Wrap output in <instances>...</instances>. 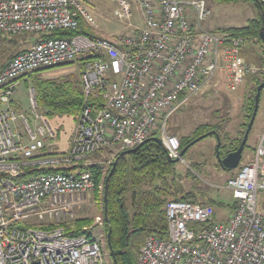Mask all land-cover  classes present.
Instances as JSON below:
<instances>
[{
	"label": "built area",
	"instance_id": "2783aa9c",
	"mask_svg": "<svg viewBox=\"0 0 264 264\" xmlns=\"http://www.w3.org/2000/svg\"><path fill=\"white\" fill-rule=\"evenodd\" d=\"M111 1L118 20L129 23L130 2ZM134 2L140 28L128 24L129 32L111 40L75 35L34 42L0 71V264H105L98 241L68 236L62 225L96 189L86 170L96 165L91 158L106 150L116 155L155 136L170 160L180 159L179 141L166 130L169 117L220 69L231 87L256 72L241 57L244 38L203 27L211 15L205 0ZM84 3L0 0V35L74 30L80 18L92 26ZM81 57H91L79 75L82 110L66 150L55 152L57 135L36 113L34 89H28L33 122L17 114L12 96L26 74ZM25 168L53 171L23 178ZM224 188L232 197L224 223L215 220L211 205L167 202V238L148 236L136 264H264V220L257 204L264 190V137Z\"/></svg>",
	"mask_w": 264,
	"mask_h": 264
},
{
	"label": "rangeland",
	"instance_id": "374dc122",
	"mask_svg": "<svg viewBox=\"0 0 264 264\" xmlns=\"http://www.w3.org/2000/svg\"><path fill=\"white\" fill-rule=\"evenodd\" d=\"M128 1L132 6L133 14L130 22L136 25L140 20L137 13L139 11L134 0ZM205 1L211 9V16L206 20L203 27L216 33L229 28L245 26L249 20L258 16V11L252 2L215 3L212 0ZM84 6L93 19V25L88 26L96 35H99L98 37L111 40L129 32L128 24L130 22L118 20L116 16L117 5L111 0H86ZM37 35H0V66H5L19 50L21 51L33 44ZM241 53L244 57H247L246 63L254 67L256 72H250L244 76L241 83L231 87L228 83L226 70L220 69L211 81L169 117L166 126L168 133L174 135L177 139L180 137H193L199 126L217 124L222 131L221 134L226 135L227 138L237 139L240 136L249 116V99L253 96L254 90L253 79H264V50L260 44L256 40H249L241 49ZM80 71L81 66L77 61H74L71 64L40 72L38 77L57 78L70 74L80 75ZM29 82L27 76L19 79L15 93L12 96L11 106L17 114L24 115L30 122H33L36 111L41 119L48 121V124L57 135L55 152L66 150L75 120L67 116L46 118L38 109L34 111L29 102L28 89L32 88ZM262 137H264V88L261 90L257 113L240 164L246 161V154L251 149H255ZM216 146L215 136L209 135L202 138L187 149L181 158L175 162L174 166L179 175L182 188L186 192H192L196 200L205 202L207 199H212L224 203V207L214 208L215 220L224 223L231 212L230 205L232 204L231 192L224 187L227 180L235 174L237 169L233 171L221 169L216 156ZM114 157L112 151L106 150L93 156L91 162L96 164L94 166H99L105 171L113 162ZM96 190L98 195H95ZM101 191V186H98L92 193L84 195L78 205L73 208L71 218L67 219L62 225L64 226L74 219L88 218L92 220L89 224L84 225L82 229H88L92 238L100 244L104 253L105 264H112L106 240L107 233L105 232ZM262 195V193L258 195L257 204L259 210L263 213L264 196Z\"/></svg>",
	"mask_w": 264,
	"mask_h": 264
},
{
	"label": "trees",
	"instance_id": "16d2710c",
	"mask_svg": "<svg viewBox=\"0 0 264 264\" xmlns=\"http://www.w3.org/2000/svg\"><path fill=\"white\" fill-rule=\"evenodd\" d=\"M212 1L215 3L252 2L258 11V16L249 20L245 26L229 28L223 30L222 33L234 37H242L246 42L256 40L264 50V44L259 34L264 18V3L260 0ZM75 35H86L90 38L97 36L80 18L76 29L55 30L48 34H38L35 37V42ZM90 59L91 57H81L77 59V62L82 68L83 63ZM3 68L4 65L0 66V71ZM47 69L33 71L25 75L29 77V83L34 89L37 109L46 118L67 116L75 120L82 110L83 103L79 74H70L57 78L38 77L40 72ZM262 81L264 79H253L254 90L253 96L249 99V116L237 139H229L226 135H222V131L217 124H205L196 129L195 136L180 137L178 139L180 151L185 147L189 149L195 142L191 146L190 144L196 139L209 136V132H213L212 136L216 137L217 135L220 138L218 149L221 157L235 151L244 136L253 112L256 87ZM156 140L155 136L148 137L139 145L136 151L125 156H120V153L116 154L113 160V162L115 161L114 167H112V162L105 171L101 167L94 165L86 168L92 174L96 187L101 186L102 188L101 201L105 232L108 233L110 230L109 244L113 252L112 264H136V253L148 236H154L158 239L167 238L168 231L164 210L167 202L172 200L184 201L211 205L215 209L224 207L223 202L212 199L199 202L192 192H186L180 184L179 175L174 166L176 161L170 162L165 148ZM51 171L53 170L49 168H25L23 169L22 177ZM95 193V195H98L97 190ZM261 193L264 196V190L259 194ZM230 208H232V205H230ZM214 217L216 218V216ZM90 222L92 220L88 218L69 221L64 225L66 234L68 236L85 235L92 239L91 232L82 229L84 225ZM34 227L40 228V225Z\"/></svg>",
	"mask_w": 264,
	"mask_h": 264
},
{
	"label": "water",
	"instance_id": "95a60500",
	"mask_svg": "<svg viewBox=\"0 0 264 264\" xmlns=\"http://www.w3.org/2000/svg\"><path fill=\"white\" fill-rule=\"evenodd\" d=\"M259 34H260V39H261L262 43L264 44V18H263L262 27L260 29V33ZM263 88H264V82H261L256 87V93H255V99H254L255 102H254L253 112H252L251 118L249 120V123L247 125V128L245 130L244 136H243L238 148L235 151L229 152L227 155H225L224 157L221 158L220 155H219V149H218L219 148V144H220V138H219V136L216 135V140H217L216 156H217V159H218V164H219V166L221 167L222 170L233 171V170L237 169V167L239 166L241 158H242V154H243V151H244L247 139H248L249 132L251 130V127L253 125V121H254L256 113H257L258 102H259L261 90ZM212 133L213 132H209L208 135H211ZM198 140H200V139L198 138L195 141H193L190 144V146L194 142H196ZM156 141L160 142L158 139ZM138 147L139 146H136L133 149L123 151V152L120 153V156L128 155L131 152L136 151L138 149ZM187 149H188V147H185V148H183L180 151V157L187 151ZM173 161H177V160H170V162H173ZM114 165H115V161L113 162L112 167H114ZM109 236H110V230L107 233V245H108L110 257L113 260V252H112L110 244H109Z\"/></svg>",
	"mask_w": 264,
	"mask_h": 264
},
{
	"label": "crops",
	"instance_id": "0c3cea01",
	"mask_svg": "<svg viewBox=\"0 0 264 264\" xmlns=\"http://www.w3.org/2000/svg\"><path fill=\"white\" fill-rule=\"evenodd\" d=\"M85 2H86V0H84ZM138 13V15H139V23L138 24H136V25H134V24H132L131 22H130V28H133V29H138V28H140L141 26H142V24H143V20H142V17L140 16V14H139V12H137ZM97 36H99V35H97ZM20 51V50H19ZM241 57L243 58V60L244 61H246V59H247V57H244L243 56V53H241ZM253 151H254V148L253 149H251L246 155V161L248 162L250 159H251V157H252V155H253ZM245 161V162H246Z\"/></svg>",
	"mask_w": 264,
	"mask_h": 264
},
{
	"label": "bare ground",
	"instance_id": "6f19581e",
	"mask_svg": "<svg viewBox=\"0 0 264 264\" xmlns=\"http://www.w3.org/2000/svg\"><path fill=\"white\" fill-rule=\"evenodd\" d=\"M208 6V5H207ZM211 10V9H210ZM211 16V15H210Z\"/></svg>",
	"mask_w": 264,
	"mask_h": 264
}]
</instances>
